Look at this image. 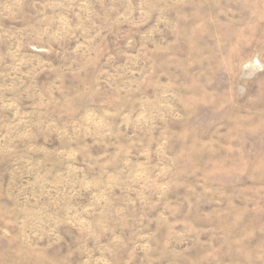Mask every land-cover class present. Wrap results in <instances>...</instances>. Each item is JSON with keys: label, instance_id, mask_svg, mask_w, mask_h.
I'll use <instances>...</instances> for the list:
<instances>
[{"label": "rangeland", "instance_id": "rangeland-1", "mask_svg": "<svg viewBox=\"0 0 264 264\" xmlns=\"http://www.w3.org/2000/svg\"><path fill=\"white\" fill-rule=\"evenodd\" d=\"M0 264H264V0H0Z\"/></svg>", "mask_w": 264, "mask_h": 264}]
</instances>
